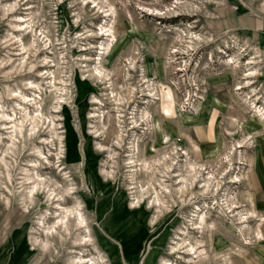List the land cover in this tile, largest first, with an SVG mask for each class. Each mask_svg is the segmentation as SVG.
Returning <instances> with one entry per match:
<instances>
[{"label": "rangeland", "instance_id": "obj_1", "mask_svg": "<svg viewBox=\"0 0 264 264\" xmlns=\"http://www.w3.org/2000/svg\"><path fill=\"white\" fill-rule=\"evenodd\" d=\"M0 264H264V0H0Z\"/></svg>", "mask_w": 264, "mask_h": 264}, {"label": "bare ground", "instance_id": "obj_2", "mask_svg": "<svg viewBox=\"0 0 264 264\" xmlns=\"http://www.w3.org/2000/svg\"><path fill=\"white\" fill-rule=\"evenodd\" d=\"M241 115H243V114H241ZM234 119L236 120V118H234ZM249 180H250V186H254L255 181H254L253 175L249 176Z\"/></svg>", "mask_w": 264, "mask_h": 264}]
</instances>
